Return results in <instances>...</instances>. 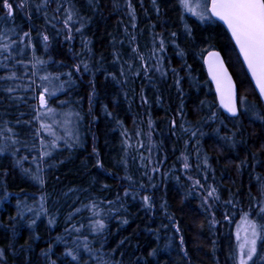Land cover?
I'll return each mask as SVG.
<instances>
[{"label":"trees","instance_id":"16d2710c","mask_svg":"<svg viewBox=\"0 0 264 264\" xmlns=\"http://www.w3.org/2000/svg\"><path fill=\"white\" fill-rule=\"evenodd\" d=\"M128 4L31 0L30 9L8 19L0 9V46L3 36L10 38L8 50H0V145L6 149L0 153V248L6 256L0 264H49L44 253L50 247L52 259L75 249L80 264H239L237 222L247 213L264 225V120L244 113L239 98L246 96L260 115L264 106L225 28L189 15L180 0ZM69 9L78 13L71 29L64 24ZM161 37L166 52L152 55L159 48L154 38ZM205 49L222 54L235 80L239 119L219 107ZM41 71L62 85L53 104L74 110L82 132L81 143L45 157ZM233 133L234 145L225 138ZM36 161L43 184L28 169ZM212 187L218 198L205 200ZM145 195L154 207L145 206ZM96 220L104 221L102 232L93 230ZM261 254L264 239L257 246Z\"/></svg>","mask_w":264,"mask_h":264},{"label":"snow or ice","instance_id":"6c2138e0","mask_svg":"<svg viewBox=\"0 0 264 264\" xmlns=\"http://www.w3.org/2000/svg\"><path fill=\"white\" fill-rule=\"evenodd\" d=\"M152 2L154 5L156 4V0H152ZM47 3L48 0H43L44 5H47ZM180 3L188 11H192L190 0H180ZM31 6V0H0V9L3 10L4 19L13 18L16 10L23 11L26 8L30 9ZM128 6L129 8L132 7L131 0H129ZM36 7L39 9L41 5H36ZM197 7L203 9L202 11L195 13L201 20H213L214 18H218L227 25L232 38L235 40L236 46L239 48L240 54L243 56L244 61L247 63L248 69L251 71L252 78L255 80V84L259 89V95L264 97V0H207L206 3L198 4ZM57 11H59V8ZM157 11H159L158 7ZM26 15H28L30 18V12L26 13ZM76 15H78L77 12L69 9V14L64 20V24L68 25L69 29H71L70 21H72L73 17ZM132 15L134 19V10ZM132 26L135 27V24ZM83 27L84 25L81 24V27L77 29V31H80ZM23 35L30 36V32H25ZM171 35L175 37L176 34L172 33ZM66 38L71 39V35L67 36ZM48 39L49 37L47 35L43 36L44 41H48ZM156 42H158L159 48L155 49L152 52V55H155L157 51L161 53L166 52L164 39L161 37L158 41H156L154 38V43ZM174 42L175 41L173 40V43ZM4 47L7 48L8 46L5 45ZM134 51L141 61V66L145 70V74H147L149 66L144 55L139 52L138 46L136 49H134ZM203 52H207L205 62L208 65V71L211 74L212 80L216 84V92L219 97V107L226 110V112L232 117L239 119L241 114V106L238 104L237 88L224 63V59L218 51L205 49L202 50V55ZM181 55H184V53L181 52ZM117 59H119V57H117ZM74 67L75 70L79 72L81 65L77 64ZM83 67L85 71H88L87 64H84ZM186 67L191 68V65H186ZM129 70H131V68ZM157 71H161V69H157ZM173 71L175 72V69H173ZM133 74L139 75L140 73L134 72ZM161 74L163 75L164 72L161 71ZM68 75L71 76V73H68ZM45 79H47V77H45ZM176 83L179 85L180 80L177 79ZM8 91L11 92L14 90L8 89ZM44 93L54 95V91L50 92L49 88L45 87L43 89V93L40 95L41 104L47 106V100ZM239 99L243 104L244 113H254L258 118L264 120V115H260L255 107L248 104L246 96H241ZM143 102H147V97L143 98ZM204 103L205 101H201V104ZM49 110L51 111V109ZM109 115H111V113H109ZM211 118H216L215 112L212 113ZM172 123L175 124V121L173 120ZM196 134V132L191 133L192 136H196ZM201 135H203V133H201ZM234 135L235 133H233L232 136L225 137L233 145L235 144V140L233 139ZM4 151H6V149L4 147H0V153H3ZM48 154L49 153L47 152L45 153V155ZM184 160L185 162L183 167L185 169L190 168L191 165L188 163V157H185ZM18 163L20 162L18 161ZM203 163L208 165L207 156L204 157ZM97 165L103 167V164L99 160H97ZM153 171H156V169H153ZM33 178L38 180L41 184L44 183L43 177L40 175H34ZM129 179H131V177H129ZM189 179H191V177H189ZM194 183L196 185H200L199 180H195ZM200 187L202 188L203 185H200ZM262 191H264V186H262ZM125 194L127 195V193ZM213 197L218 198L215 187H212L207 191L205 200ZM142 199L146 207L152 208L155 206L151 203V198L148 195L143 196ZM41 200H43V197H41ZM92 207L95 208L96 206L93 204ZM259 211L264 213V207H261ZM247 216L248 214L246 213L245 217ZM225 219H230V217L225 216ZM53 222L54 221L52 220L49 221V223ZM32 223L34 224L35 221H32ZM123 223H127V220H124ZM212 223L215 224L218 222L213 220ZM247 225L248 226L244 228L243 236H241L239 229L237 231L236 238L240 242L238 245L239 252L237 259L239 260V264H249V262L256 264V260L253 259L254 257H257L259 260H264V254L257 256V241L259 239H264V236L261 234V232L264 231V225H258L254 220H247ZM105 227L106 225L103 220H96L93 222V230L96 232H102ZM176 230L177 232L180 231L178 226ZM180 244L181 246L184 244V237L182 235L180 236ZM84 247L87 248L88 246L85 245ZM89 251L91 250L89 249ZM185 254H187L186 250ZM44 255L48 259L49 264H57V260H62V264H80L81 261V256L73 248H66L64 252L57 256V259H52V256L56 254L52 252L51 247L44 253ZM150 255L155 256L156 250L153 249ZM5 259V250L0 248V261Z\"/></svg>","mask_w":264,"mask_h":264},{"label":"rangeland","instance_id":"374dc122","mask_svg":"<svg viewBox=\"0 0 264 264\" xmlns=\"http://www.w3.org/2000/svg\"><path fill=\"white\" fill-rule=\"evenodd\" d=\"M207 0H190V4L192 6V11H188L184 6L186 13L189 15L201 20L198 15L195 13L202 11V8H198V4L206 3ZM201 20V21H206ZM3 42H5L4 46L7 45L8 47L5 48L4 46H0L1 51H7L10 46V38L2 37ZM47 77V79H45ZM40 79H41V86H42V93L45 87L49 88L50 92L54 91V95H49V93H44L45 98L47 100V106L41 107L39 110V118L41 120L43 129L45 131V140L43 142V147H45V151H43L44 157L46 156L45 153H49L47 156L52 155L53 152L56 150L61 149L62 145H73L79 144L82 142V132H81V119L77 115V113L66 107H56L53 104V99L58 98V96L62 92V85L59 81L47 73L46 71L40 72ZM61 105V103H60ZM51 109V111L49 110ZM55 142V143H53ZM4 143L0 145L3 147ZM42 156L41 159L44 158ZM29 170L33 175H39L40 163L36 161L34 164L28 166ZM247 220H251L249 216L245 217V215L237 222L235 227V234L237 236L238 229L241 232V236H243L244 228L247 227ZM238 241V240H237ZM257 241V246H258ZM238 241V245H239Z\"/></svg>","mask_w":264,"mask_h":264},{"label":"water","instance_id":"95a60500","mask_svg":"<svg viewBox=\"0 0 264 264\" xmlns=\"http://www.w3.org/2000/svg\"><path fill=\"white\" fill-rule=\"evenodd\" d=\"M214 20H216V21H218L220 24H222V26L225 28L226 32L228 33V35H229V37H230V39H231V41H232V43H233V45H234V47H235L237 53H238V56H239V58H240V60H241V62H242V64H243V66H244V68H245V71H246V73H247V75H248V77H249V79H250V81H251V83H252V85H253V87H254L256 93H257V95L259 96V99L261 100V102H262V104H263V106H264V97H261V96L259 95V89H258V87H257L256 84H255V80L252 78L251 71L248 69V67H247V63L244 61L243 56L240 54V52H239V48H238V46H236V44H235V40L232 38L231 33H230V31L228 30V28H227V25L224 24L223 21H220L218 18H214ZM215 51H216V50H215ZM218 52H219V51H218ZM220 54H221V53H220ZM206 55H207V54H206ZM221 56H222V54H221ZM205 58H206V56H205ZM205 58H204V64H205V67H206V70H207L208 76H209L211 82L213 83V86H214V88H215V92H216V84H215V82L212 80L211 74H210L209 71H208V65H207V63L205 62ZM222 58H223V56H222ZM224 63H225V61H224ZM225 65H226V63H225ZM226 67H227V65H226ZM227 69H228V67H227ZM228 71H229V69H228ZM229 73L231 74L230 71H229ZM231 76H232V74H231ZM232 79H233V81L235 82L233 76H232ZM235 84H236V83H235ZM236 88H237V86H236ZM216 94H217V92H216ZM217 97H218V94H217ZM237 98H238V90H237ZM39 100H40V98H39ZM218 101H219V97H218ZM40 106L43 107L44 105H42L41 102H40ZM221 109H222V108H221ZM222 110H223V112L226 113L228 116H231L229 113L226 112V110H224V109H222Z\"/></svg>","mask_w":264,"mask_h":264}]
</instances>
